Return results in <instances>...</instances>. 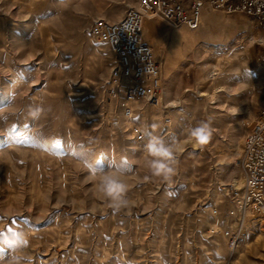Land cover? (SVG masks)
Instances as JSON below:
<instances>
[{
    "label": "rangeland",
    "instance_id": "obj_1",
    "mask_svg": "<svg viewBox=\"0 0 264 264\" xmlns=\"http://www.w3.org/2000/svg\"><path fill=\"white\" fill-rule=\"evenodd\" d=\"M137 5L0 0V236L23 229L33 264H264V218L245 220L235 199L237 157L264 108V28L221 11L196 31L147 18L163 95L126 115L113 91L115 55L88 28ZM177 31L196 41L181 51ZM30 104L51 111L32 120L21 111ZM209 117L211 138L184 145L171 184L150 177L149 136L183 138ZM112 170L129 189L119 213L97 191ZM240 230L232 248L226 232ZM8 255L0 251V264Z\"/></svg>",
    "mask_w": 264,
    "mask_h": 264
},
{
    "label": "built area",
    "instance_id": "obj_2",
    "mask_svg": "<svg viewBox=\"0 0 264 264\" xmlns=\"http://www.w3.org/2000/svg\"><path fill=\"white\" fill-rule=\"evenodd\" d=\"M224 14H243L253 18L264 28V0H138L129 6L118 20L95 17L89 25L93 37L108 43L116 63L111 79L121 96V107L126 115L132 113L131 104L147 101L159 104L163 95L162 63L153 45L144 39L143 25L146 18H162L170 28L186 27L197 30L205 6ZM129 26V35L122 27ZM238 168L242 182L235 190V199L244 219L253 221L264 218V108L249 128L244 147L238 154ZM232 248L237 246L240 232H226Z\"/></svg>",
    "mask_w": 264,
    "mask_h": 264
},
{
    "label": "clouds",
    "instance_id": "obj_3",
    "mask_svg": "<svg viewBox=\"0 0 264 264\" xmlns=\"http://www.w3.org/2000/svg\"><path fill=\"white\" fill-rule=\"evenodd\" d=\"M122 27L130 36L134 34V31L129 32L127 24H123ZM262 42H264V38H262ZM218 75L217 71L212 69L208 72L207 78L216 79ZM21 111L26 112L28 118L39 120L44 113L50 112L51 108H45L42 104H30ZM211 121L212 118L209 117L194 125H188L183 138L175 135L170 138L156 134L150 135L143 149L144 163L149 176L171 184L172 178L177 172L178 154L184 151L185 144L191 143L193 148L206 144L212 136ZM97 191L107 199L109 207L115 213L131 206L127 196L128 185L123 174L118 171L101 173ZM28 247V236L23 229H15L7 235L0 236V249H5L9 253L3 259L2 264H33V257L27 251Z\"/></svg>",
    "mask_w": 264,
    "mask_h": 264
},
{
    "label": "crops",
    "instance_id": "obj_4",
    "mask_svg": "<svg viewBox=\"0 0 264 264\" xmlns=\"http://www.w3.org/2000/svg\"><path fill=\"white\" fill-rule=\"evenodd\" d=\"M215 12H218V10L213 9L209 4H207L204 8V12H203V17H202V23L200 25V27L204 24L206 25V23L210 22L211 20H213L214 16H215ZM147 20V18L145 19ZM144 27H146V30L144 31V39L152 44V41L154 40L157 43V34L156 29L154 28V26L152 24H148L146 22H144ZM199 27V28H200ZM186 28V27H185ZM198 28V29H199ZM197 29V30H198ZM196 31V30H195ZM149 34H155V37L153 38L151 35Z\"/></svg>",
    "mask_w": 264,
    "mask_h": 264
},
{
    "label": "bare ground",
    "instance_id": "obj_5",
    "mask_svg": "<svg viewBox=\"0 0 264 264\" xmlns=\"http://www.w3.org/2000/svg\"><path fill=\"white\" fill-rule=\"evenodd\" d=\"M146 30V27L143 25V33ZM196 41V38L194 34H187L183 32H175L172 38V46L175 45V47L179 48L181 51H184L188 47H190L194 42ZM163 63V62H162ZM218 73V68H214ZM241 147V146H240ZM245 230H240V235L244 234ZM239 247V245L237 246Z\"/></svg>",
    "mask_w": 264,
    "mask_h": 264
},
{
    "label": "snow or ice",
    "instance_id": "obj_6",
    "mask_svg": "<svg viewBox=\"0 0 264 264\" xmlns=\"http://www.w3.org/2000/svg\"><path fill=\"white\" fill-rule=\"evenodd\" d=\"M0 251H2V249H0Z\"/></svg>",
    "mask_w": 264,
    "mask_h": 264
}]
</instances>
